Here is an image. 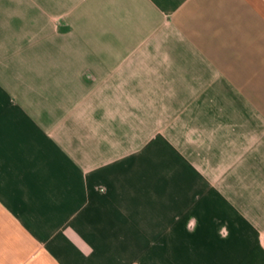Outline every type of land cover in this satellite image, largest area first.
<instances>
[{
	"label": "crops",
	"instance_id": "crops-1",
	"mask_svg": "<svg viewBox=\"0 0 264 264\" xmlns=\"http://www.w3.org/2000/svg\"><path fill=\"white\" fill-rule=\"evenodd\" d=\"M0 264H264V0H0Z\"/></svg>",
	"mask_w": 264,
	"mask_h": 264
}]
</instances>
